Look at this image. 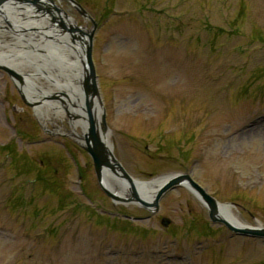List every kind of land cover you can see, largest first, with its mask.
Wrapping results in <instances>:
<instances>
[{"label": "rangeland", "instance_id": "rangeland-1", "mask_svg": "<svg viewBox=\"0 0 264 264\" xmlns=\"http://www.w3.org/2000/svg\"><path fill=\"white\" fill-rule=\"evenodd\" d=\"M40 2L29 5L31 21L38 11L87 42L53 3L92 31L99 121L129 177L187 173L244 227L264 229V0ZM9 29L0 25L2 45ZM12 80L0 69V264H264V237L211 223L184 187L153 213L111 201L81 129L71 133L66 113L43 124ZM51 91L45 102L65 101Z\"/></svg>", "mask_w": 264, "mask_h": 264}, {"label": "bare ground", "instance_id": "bare-ground-1", "mask_svg": "<svg viewBox=\"0 0 264 264\" xmlns=\"http://www.w3.org/2000/svg\"><path fill=\"white\" fill-rule=\"evenodd\" d=\"M50 4L52 9H57L54 10L64 19L68 26L76 27L74 18L67 15L59 6L53 3ZM28 6L29 4H26L23 0H0V25L6 23L10 28L8 32L10 37L7 39L8 44L6 43L5 45L1 43L5 35L0 31V65L8 67L20 76L21 79L17 82L18 87L28 100L37 103L35 112L43 124L55 118L61 120L63 113H66L70 119L71 133L77 136L76 128H80L83 135L87 130L86 96L83 88V82L85 81L83 58L86 40L84 38L80 39L77 36L72 40L70 36L57 31L55 25L46 24L45 20L38 19V17H41L38 11H36L37 18L35 17L31 21L28 10H32V13L35 8ZM30 26H37L42 31L28 34L20 32L22 28ZM46 34L54 36L53 47H44L42 38ZM37 47H43V50L40 52L36 51L35 48ZM31 48L35 51L29 50ZM41 81H44L45 84H42ZM49 84H52L54 87ZM52 88L58 89L65 101H60L59 103L53 101L45 102L43 96L51 95ZM90 101L96 133L103 143L105 150L112 153L113 150L108 140V132L103 129L99 121L102 113L99 99L98 97H94ZM57 130L58 132L62 131L60 127H57ZM116 179H109L105 183H108L114 193L121 197H128L131 192L130 190L127 191L126 187L128 186L126 181L124 179ZM166 179L167 176H161L149 182L133 180V184L137 192H140L141 189L139 188H142L146 192L141 195V198L150 202L157 189ZM217 217L235 227L245 228L233 216L227 206L217 205ZM257 225V227L261 228L259 223Z\"/></svg>", "mask_w": 264, "mask_h": 264}, {"label": "water", "instance_id": "water-1", "mask_svg": "<svg viewBox=\"0 0 264 264\" xmlns=\"http://www.w3.org/2000/svg\"><path fill=\"white\" fill-rule=\"evenodd\" d=\"M26 4L32 5L37 9H40L37 5L40 0H23ZM41 3V2H40ZM42 4V3H41ZM47 6V4H44ZM77 5V4H76ZM30 7V6H28ZM57 10L56 8H54ZM83 13V11H82ZM63 26V23L61 24ZM71 31L77 32L80 35L87 36L86 47L84 50V69H85V81L83 82L84 94L86 96L85 110H86V121H87V130L83 133L84 146L83 149L90 156L93 164L94 173L97 179V182L100 186L102 192L110 198L112 201L118 202H128L136 203L141 205L144 209L155 212L158 208V202L160 198L168 191L176 187H185L190 193H192L201 204H203L208 211V218L212 223L223 224L229 231L243 235V236H252V237H264V229L257 230L252 228H238L230 224L229 222L217 217V205H223L218 203L214 198L209 196L205 190H203L197 183H195L191 177L184 174H173L167 176V179L161 184V186L155 192L153 198L150 202H147L141 198V195L146 193L142 188L140 192H137L133 184V180L121 167V165L116 161L114 156L108 150H105L103 143L100 141L99 136L96 133L93 117L91 114V101L94 97H97L98 91L95 83V70L91 60V39L92 31L86 33L79 27L72 28ZM80 38V37H79ZM0 69L7 73L10 77L14 78L17 81H20V76L16 74L13 70L9 69L6 66L0 65ZM21 98L24 100V97L21 95ZM103 125V123H102ZM119 180L124 179L128 182L130 188V195L124 199L120 195L114 193L113 189L109 187L107 180ZM120 184V183H119ZM107 185V186H106ZM121 185V184H120ZM119 186V185H117ZM128 188V187H126ZM227 206V205H224ZM169 220L163 218L160 224L163 227L169 225Z\"/></svg>", "mask_w": 264, "mask_h": 264}, {"label": "flooded vegetation", "instance_id": "flooded-vegetation-1", "mask_svg": "<svg viewBox=\"0 0 264 264\" xmlns=\"http://www.w3.org/2000/svg\"><path fill=\"white\" fill-rule=\"evenodd\" d=\"M13 81V80H12ZM14 83V82H13ZM16 88V90L18 89L17 87H15ZM19 91V90H18Z\"/></svg>", "mask_w": 264, "mask_h": 264}]
</instances>
